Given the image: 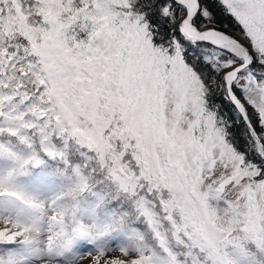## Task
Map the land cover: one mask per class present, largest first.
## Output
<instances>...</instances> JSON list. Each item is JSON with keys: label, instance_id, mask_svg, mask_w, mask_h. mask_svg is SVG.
Masks as SVG:
<instances>
[{"label": "snow or ice", "instance_id": "obj_1", "mask_svg": "<svg viewBox=\"0 0 264 264\" xmlns=\"http://www.w3.org/2000/svg\"><path fill=\"white\" fill-rule=\"evenodd\" d=\"M0 264H264V0H0Z\"/></svg>", "mask_w": 264, "mask_h": 264}]
</instances>
